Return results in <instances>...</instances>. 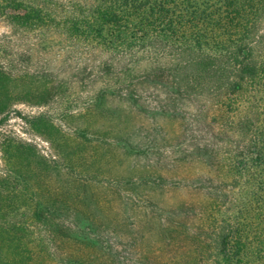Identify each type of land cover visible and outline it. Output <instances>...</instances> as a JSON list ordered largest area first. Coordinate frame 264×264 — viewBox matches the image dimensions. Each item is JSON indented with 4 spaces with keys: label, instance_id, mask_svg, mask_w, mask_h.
<instances>
[{
    "label": "trees",
    "instance_id": "trees-1",
    "mask_svg": "<svg viewBox=\"0 0 264 264\" xmlns=\"http://www.w3.org/2000/svg\"><path fill=\"white\" fill-rule=\"evenodd\" d=\"M0 15L14 37L59 38L99 63L103 89L80 117L120 98L126 107L107 115L118 116L114 146L123 157L159 149L155 139L141 142L137 119L149 133L162 127L144 119L187 121L185 112L192 123L187 129L194 130V123L213 115L219 135L232 139L223 148H196L191 159H203L209 171L218 165L225 190H207L208 203L188 234L182 218H172L158 231L163 244L147 250L144 230L156 213L130 223L131 217L116 216L110 200L101 204L91 188L96 172L89 169L87 129L66 133L55 128L49 112L40 113L28 121L55 132L49 140L56 159L29 145L6 144L13 154L6 160L11 169L0 172V264H133L126 241L144 249L136 264H264V0H0ZM48 77L15 74L0 62V115L22 101L48 106L68 93L66 83ZM149 90L154 108L143 101ZM64 96L61 102L70 99ZM66 108L63 119L78 117ZM14 155L23 158L22 166ZM157 163L145 169L151 172ZM162 179L158 174L150 182L158 186ZM138 184L131 176L122 181L134 186L136 195L125 202L134 211ZM106 185L120 196V185ZM151 253L158 262L149 260Z\"/></svg>",
    "mask_w": 264,
    "mask_h": 264
},
{
    "label": "rangeland",
    "instance_id": "rangeland-1",
    "mask_svg": "<svg viewBox=\"0 0 264 264\" xmlns=\"http://www.w3.org/2000/svg\"><path fill=\"white\" fill-rule=\"evenodd\" d=\"M77 54L76 49L68 48L59 38H40L36 41L32 36L14 37L5 17L0 15V62L5 66L11 65L15 74L29 72L39 74L40 77L48 75V78L54 79L56 83L64 82L66 90H68V93L65 94L70 97L68 101H62V103L60 100L62 97L65 98V94L57 95L54 97L53 103L42 107L22 101L15 104L4 115H0V172L11 169L6 161L9 154H13L10 148L6 149L5 147L9 142L29 145L36 149L38 155L48 160L56 159V151L49 140L51 134H55V132L52 129L43 128L37 130L28 121L42 112H49V115L53 117L55 128H62L66 133L87 129L88 137L92 140L91 154L88 156L91 157L89 162L92 166L89 169L96 172L91 188L101 204L106 205L110 200L116 216L120 219L122 216L131 217L130 223L138 224L145 213L149 214V217H151V212L156 213L157 218L152 217V220L148 218V224L144 230L146 234L144 248L149 250L148 246L150 245V248L155 249L163 244L158 231L161 224L171 222L172 218L175 220L182 218L185 225L182 231L188 234L190 229L197 224L199 212L201 209L203 211L204 206L207 205L209 192L212 193L215 190L218 192L220 189L223 191L226 186L221 184L219 177H216L218 165L211 168L210 173L206 164H203V159L202 162L194 158L191 160L192 154L196 158V148H223L232 140L231 137L219 135V126L212 123L213 115H209L208 122L197 123V125L194 123V130L187 129L188 125L192 123L190 115L184 114L185 112L181 114L187 121L185 119L184 121L182 117L176 119L170 116L168 118L157 117L156 123L144 119L142 120L143 124H147V126L150 124L151 127L152 125L162 127L159 132L152 130L149 133H144V130H141L143 128L141 120L137 119L136 128L140 130L143 137L141 142L150 145V142L155 139L154 143L159 149L155 148L136 158L123 157L121 151L114 146L121 124L118 116L109 117L107 112L110 109L115 110L117 115L118 109L126 107V105L120 98H116L107 101L102 109L95 106L90 107L89 116L80 117L85 114V107L88 104L90 106L92 99L103 89L104 80L100 73L101 67L94 58L89 55L79 56ZM155 100L157 99L153 90H149L143 97V101L149 102L152 108L155 106ZM64 108L71 112L74 111L78 117L73 121L63 119L60 115ZM185 129L188 130L186 133ZM107 149H109V153ZM96 152L98 153L96 154ZM108 156L114 158L108 159ZM70 157L73 160L78 159L75 155H70ZM12 161L16 165L19 163V166L23 164V158L18 155L12 158ZM156 162L158 165L151 169V172L145 169L146 166ZM158 174L163 179L157 186L152 182ZM125 176L137 178L140 183L135 186L137 194L141 193L138 197L141 200L138 201L136 211L132 209L131 204L126 205L125 203L130 201L131 194L136 195L132 191L134 186L122 185ZM67 178H62V180ZM144 180L148 184H144ZM150 180L153 181L150 182ZM108 181L113 186L120 185L118 187L122 191L120 196L112 195V191L106 185ZM115 190L117 191V187ZM181 206L184 207L183 210L180 209ZM125 210L126 213H124ZM134 230L132 229V232ZM129 234L128 232L127 236H131ZM124 244L129 249L128 261L134 260L133 264L141 262L139 256L142 255H139V248L143 251V247L135 248L137 245L127 241ZM152 258H155L153 253L150 254L149 260L153 261ZM158 259L156 262L159 261Z\"/></svg>",
    "mask_w": 264,
    "mask_h": 264
}]
</instances>
